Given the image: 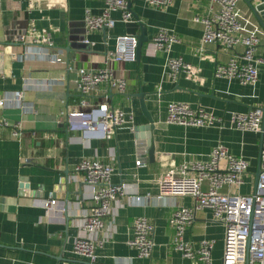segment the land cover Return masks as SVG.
Masks as SVG:
<instances>
[{
    "label": "crops",
    "instance_id": "obj_1",
    "mask_svg": "<svg viewBox=\"0 0 264 264\" xmlns=\"http://www.w3.org/2000/svg\"><path fill=\"white\" fill-rule=\"evenodd\" d=\"M0 1V100L6 101L0 107V264H90L73 252L91 207L90 189L75 172L86 157L111 163L113 183L126 184L131 196L143 198L140 204L124 198L122 207L113 206L100 234L103 244L98 247L96 264H198L174 248L175 230L170 223L178 208L193 207L195 200L189 196L160 198L158 181L172 167L207 160L221 144L249 162L244 184L223 191H255L261 136L236 129L231 118L252 108L264 110V67L255 87L216 77V67L228 62L233 52L212 44L200 53L203 25L196 18L211 12V0H173L163 9L148 7L146 0H131L134 22L118 21L112 30L91 33L86 30V14L101 15L105 0ZM262 2L240 0L238 10L252 28L259 29L262 43L257 55L264 59V18L250 8V3ZM113 17L118 20L120 14ZM161 28L178 38L170 57L183 58L186 63L176 80L165 76L168 55L152 45ZM143 29L149 42L139 60L117 63L107 58L115 50L117 36L139 38ZM21 32L34 38L46 34L53 46L13 42ZM24 54L30 56L16 59ZM49 56H57L58 61L51 62ZM99 68H109L117 78L125 79L127 88L120 93L102 85L89 100L94 105L108 104L124 123L111 139L86 142L81 131L69 130L67 113L80 109L76 85L80 70ZM18 92H22L21 104L15 98ZM140 95L155 122L149 139V131L128 129L131 118L135 128L148 124ZM173 102L202 107L222 122L212 128L169 125L167 108ZM18 127L20 135L15 136ZM150 141L155 147L152 160ZM137 161L142 162L140 166ZM48 199L58 201L54 210H46ZM140 216L153 226L155 247L148 259L138 257L128 245L133 223ZM224 235L225 228L213 212L201 210L185 238L196 248L204 240L212 241L213 263L222 264Z\"/></svg>",
    "mask_w": 264,
    "mask_h": 264
},
{
    "label": "built area",
    "instance_id": "obj_2",
    "mask_svg": "<svg viewBox=\"0 0 264 264\" xmlns=\"http://www.w3.org/2000/svg\"><path fill=\"white\" fill-rule=\"evenodd\" d=\"M240 0H211V12L205 17H197L196 22L203 25V37L200 53H206V47L212 44L222 46L226 51L233 52L228 62L216 67L217 78L237 80L243 86L255 87L260 79L264 59L257 55L262 43L258 28H252L239 10ZM173 0H146L148 7L153 9L167 8ZM131 0H105L101 15L86 14L85 23L88 33L112 30L118 21L134 22L130 8ZM1 5V1H0ZM216 6L217 10L213 11ZM120 14L117 20L113 17ZM15 43H41L53 46L50 37L41 34L29 37L21 32L13 38ZM88 44L89 41L85 40ZM178 38L165 28H161L152 41L156 50L166 53L165 76L176 80L186 68L183 58H172L170 52ZM138 37L120 35L116 37L115 50L109 52L108 59L117 63H134L137 61ZM239 48V49H238ZM239 51V52H238ZM36 53V52H35ZM34 53V54H35ZM3 54L0 52V75L3 73ZM30 54L16 56L17 60L27 59ZM57 62V56L47 57ZM80 109L67 113L68 127L72 132L81 131L84 141L111 139L115 130L124 121L120 113L108 104L94 105L90 96L100 86L107 85L124 93L127 81L117 78L109 68L80 70L76 80ZM22 92L16 93L19 104ZM6 105L0 100V107ZM133 118L128 121V129L134 131ZM222 120L213 112L202 107H193L189 103L173 102L168 105L166 123L183 127H216ZM233 126L242 132L260 134V168L261 172L250 194L240 192L225 193V188L239 189L249 170V162L229 152L224 145L215 147L205 161L183 163L168 169L159 179L160 198L164 196H189L195 200L193 207H180L173 214L170 223L175 230L174 248L185 258L198 264H214L212 257L213 242L204 240L196 248L185 238L186 231L193 225L198 211L211 210L216 220L225 228L224 251L222 264H264V112L261 108H252L245 113H234L231 118ZM16 129V128H15ZM15 136L20 135V128ZM141 161L136 165L140 166ZM76 175L81 176L90 189L91 207L83 218V231L74 244L73 252L90 264L98 262V247L103 244L100 234L106 229V221L113 214V206L122 207V200L130 198L141 203L138 196H131L132 190L126 184H115L112 181L115 168L111 163H102L98 159L83 158L76 166ZM76 177L74 176V179ZM149 194L146 198H149ZM58 204L56 199L44 202L47 211L54 210ZM133 236L128 245L138 253V257L151 258L154 251L153 226L145 216L137 217L132 226Z\"/></svg>",
    "mask_w": 264,
    "mask_h": 264
},
{
    "label": "water",
    "instance_id": "obj_3",
    "mask_svg": "<svg viewBox=\"0 0 264 264\" xmlns=\"http://www.w3.org/2000/svg\"><path fill=\"white\" fill-rule=\"evenodd\" d=\"M130 8H131V4H130ZM250 8L255 13L256 16H258L260 18H264V2H262L258 5H253L250 3ZM148 42H149V40L146 37L145 31L143 29L142 35L138 38L137 60H139L141 57L143 46ZM140 98H141V108H142V110H143V112H144V114L148 120V124H146L142 128H135L134 131H138V130L139 131H149V133H148V139H149L151 137V132L155 128V125H154L155 122H154L152 116L148 112L147 105H146V102L144 100V96L140 95ZM136 138H139V135H136ZM139 146H143V144H139ZM148 146H149L148 154L150 156V159L152 160L155 157V147L152 145L151 141L148 143ZM142 154L143 153L141 152V155ZM260 172H261V168H260V159H259V167H258L257 174H256L257 181H258Z\"/></svg>",
    "mask_w": 264,
    "mask_h": 264
}]
</instances>
